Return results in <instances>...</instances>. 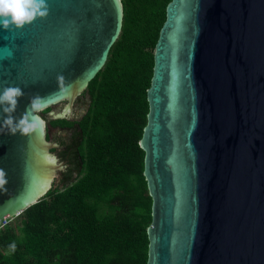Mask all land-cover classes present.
I'll return each instance as SVG.
<instances>
[{
    "label": "water",
    "instance_id": "95a60500",
    "mask_svg": "<svg viewBox=\"0 0 264 264\" xmlns=\"http://www.w3.org/2000/svg\"><path fill=\"white\" fill-rule=\"evenodd\" d=\"M46 2V17L0 28V90L24 93L13 115L39 98L30 134L0 131V220L66 168L38 111L64 100L63 118L121 30V0ZM146 97V264H264V0H170Z\"/></svg>",
    "mask_w": 264,
    "mask_h": 264
},
{
    "label": "trees",
    "instance_id": "16d2710c",
    "mask_svg": "<svg viewBox=\"0 0 264 264\" xmlns=\"http://www.w3.org/2000/svg\"><path fill=\"white\" fill-rule=\"evenodd\" d=\"M169 1L121 0L120 33L81 92L86 111L78 120L48 121L74 131L77 175L66 168L61 186L52 184L0 228V264H146L151 197L139 140Z\"/></svg>",
    "mask_w": 264,
    "mask_h": 264
},
{
    "label": "clouds",
    "instance_id": "9594fccd",
    "mask_svg": "<svg viewBox=\"0 0 264 264\" xmlns=\"http://www.w3.org/2000/svg\"><path fill=\"white\" fill-rule=\"evenodd\" d=\"M46 0H0V28L11 30L23 28L37 18L48 15ZM24 95L18 86H6L0 90V131L7 129L11 134L19 132L28 135L34 130L30 121L29 110L39 107V98H33L30 106L19 117L14 116L19 98ZM6 172L0 168V187L7 184ZM16 244L9 245V250L14 252Z\"/></svg>",
    "mask_w": 264,
    "mask_h": 264
},
{
    "label": "rangeland",
    "instance_id": "374dc122",
    "mask_svg": "<svg viewBox=\"0 0 264 264\" xmlns=\"http://www.w3.org/2000/svg\"><path fill=\"white\" fill-rule=\"evenodd\" d=\"M65 102L66 101L62 100V101H59L57 103H54V104L48 106L50 108L48 111H45L47 107H44L38 111V114H40L42 119H43L45 133L49 134L48 139L46 138L48 142L56 143L55 139L61 138L63 140V142H65V144L67 145V142L70 141V134H71L70 131H59L57 127H51L50 125H48V121L50 119H52V117L56 116V114L51 115V113H53V111L56 113H59L61 111V108L63 107V105H65ZM71 105H73V107L77 108L76 110L79 112L78 115H76L74 117L79 118L86 111V108L88 106V98H87V96H83L82 93L80 92L78 95H76L74 97ZM63 118H67V119L73 118V114H71L70 111H68L67 114L64 115ZM47 127H49V129H47ZM63 147L64 146L59 145V146L53 148L54 151H53V149L50 148V151L53 152V154L56 156V159L58 161H61L60 160L61 158L58 159V157H59V152L62 151ZM62 162L64 163V161H62ZM62 172H63V170H61V169L56 170V173L53 175V177L51 179L52 180L51 184L55 183L57 186L62 185V180H61V178H62L61 173ZM51 180H50V182H51Z\"/></svg>",
    "mask_w": 264,
    "mask_h": 264
},
{
    "label": "flooded vegetation",
    "instance_id": "af4514ba",
    "mask_svg": "<svg viewBox=\"0 0 264 264\" xmlns=\"http://www.w3.org/2000/svg\"><path fill=\"white\" fill-rule=\"evenodd\" d=\"M71 107L72 108L69 111H70L71 114H73V118H70V119H72V120H78L82 115L79 118L74 117V116L78 115L79 112L76 110L77 108L73 107V105H71ZM57 128H58L59 131H70V133H71L70 134V141L67 142V145L65 144V142H63V140L60 137H59L60 139L56 138L55 139V142L58 145H60V146H64L62 148V151L59 152L58 159L61 158L60 160L61 161H64V165L66 166V168H69V167L72 168V171H71L70 176H76L77 175V172H78V170L80 168V165H77V164H74L73 163V161H76L75 155L73 154V151L76 150V144L72 143L73 142V138H74V136H73L74 131L73 130H70V129L60 128V127H57ZM48 136H49V134H48ZM69 144L72 145L73 147L68 149ZM53 148H55V147L54 146L51 147V149H53ZM53 151H54V149H53ZM64 170H63V172H64ZM64 174L65 173H61V176H63Z\"/></svg>",
    "mask_w": 264,
    "mask_h": 264
},
{
    "label": "built area",
    "instance_id": "2783aa9c",
    "mask_svg": "<svg viewBox=\"0 0 264 264\" xmlns=\"http://www.w3.org/2000/svg\"><path fill=\"white\" fill-rule=\"evenodd\" d=\"M18 215V214H17ZM16 215L14 216H5L0 220V228L3 226L8 225L10 222H12V220L14 219Z\"/></svg>",
    "mask_w": 264,
    "mask_h": 264
}]
</instances>
